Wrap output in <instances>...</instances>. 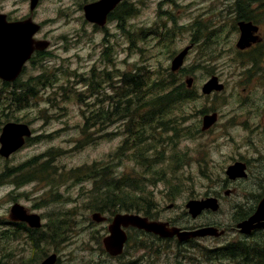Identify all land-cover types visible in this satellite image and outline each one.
<instances>
[{"label": "rangeland", "instance_id": "obj_1", "mask_svg": "<svg viewBox=\"0 0 264 264\" xmlns=\"http://www.w3.org/2000/svg\"><path fill=\"white\" fill-rule=\"evenodd\" d=\"M129 1L140 8L126 20V31L117 32L116 38L112 35L109 43L104 42L102 33L85 26L76 29L78 39H69L74 23L65 16L55 18L50 25L56 27V39L43 57V64L28 66L19 81L23 85L31 84L33 81L29 78L48 75V82L36 87V97L28 106H10V90H5L0 83V128L6 122H20L28 124L32 133L15 154L5 160L0 156V173L13 170L18 175L25 174L24 168L17 171L18 166L34 157H38L37 164L49 160L53 169L49 171L54 173L47 182L30 180L15 186L13 177L0 181V234L7 228L4 223L8 222L10 207L18 203L38 214L42 224L61 221L65 224L62 230L69 236L66 242L57 241L50 247H41L42 251H35L26 233L7 231L9 238L0 239V264H39L44 254L52 252L59 254L60 264H228L217 259L218 256L215 259L206 255L210 249L225 245L229 237L230 241L241 238L236 231L232 232L235 219L248 210L244 202L253 200L248 196L264 187V10L258 13L259 0L251 4V10L257 9L253 14L263 19L256 22L260 25L261 40L241 52L235 46L239 37L235 0H171L172 3L169 1L161 8L157 7L160 0ZM17 4L24 3L0 0V12L12 10ZM58 9L54 1H45L41 7L42 19L54 17ZM59 14L70 15L71 11ZM195 21L198 24L194 27ZM62 36L67 38L64 43ZM195 39L196 45H191ZM186 46H192L183 64L189 73L180 79L193 78V89L198 96L185 103L187 117L181 127L189 128L192 135L186 136L185 131L181 139L176 138L173 148L167 143V134L161 143L152 145V150V146L146 147L150 150L146 154L149 159H153L154 149L158 151L149 169L136 163L133 147L127 146L123 158H108L126 138L119 132L118 122L99 133L89 131L92 142L83 140L81 127L93 108L90 102L98 105L94 93L98 89H87V78L92 71L110 74V81L105 79L99 83L100 94L110 93L117 82L115 70L125 72L136 66L159 71L169 69L172 57ZM251 55L257 57L255 65L251 63ZM213 75L224 83L225 90L203 96L201 87ZM91 92L94 94L90 95ZM80 93L81 102L78 101ZM213 112L219 115L218 123L202 133V117ZM173 152L179 157L184 153L181 162L170 161ZM238 160L252 164L251 177L227 183L224 171ZM96 161L102 167L111 166L114 177L139 179L143 184V178L148 180L141 197L150 200L149 211L154 220L170 221L186 229L207 225L226 228L228 236L218 241L199 238L190 247L179 249L174 241L156 240L130 231L125 254L120 260L110 258L101 243L107 223L96 224L91 220L94 213H100L96 211L100 204L93 201L94 183L85 176L76 179L69 173L82 167L88 169ZM221 190L234 192L224 196ZM216 195L221 197L217 212L207 211L196 219L191 218L185 208L188 201Z\"/></svg>", "mask_w": 264, "mask_h": 264}, {"label": "trees", "instance_id": "obj_2", "mask_svg": "<svg viewBox=\"0 0 264 264\" xmlns=\"http://www.w3.org/2000/svg\"><path fill=\"white\" fill-rule=\"evenodd\" d=\"M239 1L240 0H235L236 10L234 11V16L236 23L244 21L253 22L255 24L257 19L263 21L262 17H257L253 14L257 12V9H250L251 4L255 0H242L241 3ZM259 3L258 13H261L262 9L264 10V2H260L259 0ZM262 23H264V21ZM262 55L263 54L260 56ZM243 56L244 59H248L246 55H242V57ZM250 58H253L251 59V63L255 65L257 63V57L251 55ZM187 73L189 72H187L185 68L180 69L177 73H172L169 69L159 71L145 66H136L130 71L117 72L115 77L117 82L113 84L112 91L110 93L104 92L100 94L99 92H101V89L99 83L105 79L110 81V74L105 73L104 76L92 71L91 76L87 78V89L88 91L98 89L94 92L96 96L95 101L98 105L94 104V102H90L93 108L88 111V117H85V123L83 127H81L83 140L92 142L93 136L92 134H88L89 131H96L99 133L103 130H108L107 127L110 124L118 122L121 124L118 130L120 133H123L126 138L123 144L117 147L116 151L108 158H123L127 146L133 147V158L136 163L145 169H149L150 162L157 159L158 151L154 149L153 159L147 158L146 154L153 149L152 145L161 143V139L164 135H169L167 143L172 145V148L176 144L174 142L177 141L176 138L179 137V139H181V134H184L185 131H187L185 133L186 136L192 135V133L188 131L189 128L181 127L184 123L183 121H185L187 117L183 108L185 103H188L193 100L195 96L196 98L198 96L193 88L187 89L184 81L180 79L181 75ZM47 82L48 75H42V77L35 79L31 84L23 85L21 82H16V89H22L21 91L15 89L10 90L6 86L5 90H10V106H28L30 100L36 97L35 87L39 85L45 86ZM94 93L91 92L90 95ZM81 97L82 94H78V101L80 102L82 101ZM7 98L8 97H6V99ZM104 101L107 102L105 105H102ZM197 132L198 131L195 133ZM105 135H108V133L106 132ZM149 146H152L150 150L146 148ZM183 157L184 153L179 157L177 152H173L172 156H170V161H175V164H177L182 161ZM37 158L38 157H34L18 166L19 168H17V171L24 168L25 174L18 175L16 174L17 172H12L13 170L11 171V169H8L11 173H3L2 171L0 173V181H4V178L13 177L12 183H14L15 186L29 183L30 180L47 182L49 180L48 177L54 175V173L49 171L53 170L50 161L45 160L41 164H37ZM69 173L73 178L77 179L80 176H85L93 181L95 190L93 201L96 204H100L96 206V211L108 213L111 216L119 212H135L149 219H153L149 211L151 207L150 200L147 199L145 201L141 197L147 186L146 183H148L146 178H143L145 180L143 184L142 180L139 179L132 180L131 178L114 177L111 166L102 167L99 161L93 162L91 166H88V169L82 167L70 170ZM154 175L157 174L155 173ZM244 214L245 212L239 215L235 220L245 218ZM63 225L65 226L61 221H51L43 226L45 230H28L26 228V230H28V239L32 243L35 251H42L43 248L41 247H50L57 241L59 243L66 242L69 236L66 232L64 233L65 228ZM20 229L23 230L22 228ZM66 230H68L69 233V225ZM130 231L138 235L149 236L143 232L130 229L128 231V240L130 239ZM8 238L9 234H7V230L4 229L0 234V239L3 240ZM190 245L191 242L185 246H179L178 248L190 247ZM247 249H249V247L244 245L230 246V248L225 246L220 249L219 255H213V252H210L211 254L206 256L210 258L212 256L214 258L218 256L217 259L219 260L226 262L234 261L235 264H262L263 261L259 255L249 257L247 253L243 252ZM250 259L251 261L249 262ZM128 264L136 263L130 262Z\"/></svg>", "mask_w": 264, "mask_h": 264}, {"label": "water", "instance_id": "obj_3", "mask_svg": "<svg viewBox=\"0 0 264 264\" xmlns=\"http://www.w3.org/2000/svg\"><path fill=\"white\" fill-rule=\"evenodd\" d=\"M118 1L119 0H105L86 7V18L91 22L102 24L105 13ZM37 2V0H31V9L35 8ZM2 18L3 16H0V78L11 82L14 81L16 75H18L20 71L19 67L24 63V58L21 56L24 55L27 49H30V46L23 37L24 24H6ZM238 27L240 29V37L236 46L239 49H245L249 46L250 42L255 41L251 35L257 31V28L253 27L250 23H239ZM46 47L47 45L42 47L41 50L46 49ZM190 48L191 47L184 48L173 58L170 65L171 72L174 73L180 70ZM185 83L187 88H191L193 79L186 78ZM223 89L224 85L219 82L216 76H212L201 87V93L203 95H210L213 92H221ZM216 121L217 113L205 115L202 118L201 130L206 131L210 129ZM29 136L30 131L26 125L7 123L3 126L0 134V156L8 158L12 153L23 146L24 137ZM245 170L246 167L244 164L234 163L227 168L225 175L231 181L244 179L247 176ZM185 208L191 218L195 219L204 211L217 212L219 205L215 198L208 197L202 200H190L185 205ZM11 216L16 220L27 223L31 228H39L41 226L40 217L38 215H28L25 209L20 205H14L11 208ZM91 218L96 223L106 221V218L100 213L93 214ZM128 228H134L164 239L176 237L180 243L194 238L217 237L221 234V232H218L216 228L211 226L196 230H182L177 227H169L167 223L160 221H150L137 214H116L108 225V234L102 239L103 247L110 256L117 257L123 253L127 241L125 229ZM236 228L241 234H248L255 229H264V198L258 203L253 215L249 217V219L238 223ZM55 260L56 256L51 255L41 264H54Z\"/></svg>", "mask_w": 264, "mask_h": 264}, {"label": "flooded vegetation", "instance_id": "obj_4", "mask_svg": "<svg viewBox=\"0 0 264 264\" xmlns=\"http://www.w3.org/2000/svg\"><path fill=\"white\" fill-rule=\"evenodd\" d=\"M5 1L9 2L10 0H5ZM13 1L18 2L19 0H13ZM21 1L24 3L23 5L17 4V5H15V7H13L12 10H3L2 12H0V16H3L2 19L5 21L6 24H13V23L24 24L23 25L24 26V32H23L24 36L23 37L26 40L27 44L30 46V49H27V51L24 53L23 56L20 55L22 58H24V63L21 65V67H19L20 71L18 69L19 73H18V75H16L14 81L9 82V83L8 82L4 83L8 88H10V90L15 89V90H19V91H21L22 89H16L17 85H15V83L21 81L20 78L22 77L23 73L26 71L28 66H31V65L35 66V65H37V63H40V65H42L43 64L42 63L43 57L48 52L47 50L49 48H51V46H53V44H54V40L56 39V37H55L56 27L52 26L50 24L53 21H55V18L58 19L60 16H65V17L71 19L72 22L74 23V25H73V27H74L73 31L74 32H73V34L68 36L69 39H72V40L78 39V37L75 36L76 29L85 26V27H88L89 29H91L95 32L102 33L104 42L109 43L112 35L114 38H116L117 32L119 33L120 30H122L123 32L126 31V29H127L125 27L126 20L128 18L136 15V13L138 12V10L140 8L139 6H137V4H135L134 1L130 2L129 0H119L117 3H115V5L109 11H107V12L105 11L106 13L104 12L105 15L103 17V21H102V24H100L97 22H91L86 18L85 8L88 6L100 3V2L105 1V0H37L38 1L37 5L33 9H31V0H21ZM45 1H54V4L56 5V7L59 8L58 10H56L57 14L54 17H47V18L45 17V19H42L41 7L45 3ZM160 1H159L160 3L157 4V7H159V8H161L165 4H169V1H170V3H172L171 0H160ZM65 10H70L71 14L70 15L69 14H63V15L59 14L58 15V12L62 13ZM105 10H107V9H105ZM162 12L165 13L166 11L163 10ZM197 24H198V21H195L194 27L197 26ZM257 27H258V31H257V33L254 34V37H256V43L251 45V47H249V48H252L255 44H258V42L261 40V38H260V36H261L260 25L259 26L257 25ZM112 32H114V33H112ZM128 35H129V33H128ZM130 37L132 40V38H133L132 34L130 35ZM60 39L64 43V40L67 38L62 36V37H60ZM129 43L132 44V42L130 40H129ZM196 43H197V41L195 39V40H193V42H191V45L192 44L196 45ZM7 45H8V43H7ZM45 45H47V47H46L47 49L41 50L42 47H44ZM55 46H57V47L59 46V44L56 41H55ZM115 71H116V73L117 72L120 73L118 70H115ZM40 77H42L41 74H39L38 76L29 78V81H35V79H38ZM0 83H2V82H0ZM35 89H36V87H35ZM35 92H36V90H35ZM235 162H240V163H243L245 165L246 173H247L246 180H248L251 177V168L253 167L252 164L247 160L246 161H239L238 160V161H234L232 163H235ZM228 166H230V165H228ZM222 191L223 190H221V192ZM257 191H258V193H254L251 196H248L249 200H251V199H253V200H251L250 202H247V201L244 202L245 203L244 205L249 206L247 208L248 210L244 214L245 215L244 219H246V220L249 219V217H251L253 215L258 203L260 202V200L262 198H264V187L261 188V186H260L259 188H257ZM260 191H261V193H260ZM228 194L230 195V190L223 191L224 196H227ZM215 197L220 202V199H221L220 195H216ZM15 204H17V203H15ZM15 204L13 203V205H15ZM26 211H27V213H32V212H29L27 209H26ZM235 222L238 223L239 221L235 220ZM164 223H168V225L170 227H173V225H174L170 221H165ZM236 223L234 225V228H232V232L234 233L236 231L237 235L240 236L241 238H237L236 240L230 241V237H229L227 240L224 241L225 245H223L220 248H218L219 246L212 248L209 251L213 252V250H215L217 248L215 250V252L219 253L220 249L225 247V246L230 248V246L234 247L235 245H238V246L244 245V246L249 247V249H247L243 252L247 253L249 257L259 255L262 258V261H263L262 264H264V229H255L248 234L242 235V234L238 233V231L236 229ZM6 227H7L6 230L12 234H15L17 231L22 232V233H28V230H30L28 228H27L28 230H26V224L25 223L19 222L18 220H16L15 218H13L11 216L10 209L8 212V222L6 223ZM175 227H177V226H175ZM20 228H22L23 230H21ZM40 230H43V226L40 228ZM219 230H221V234L217 237H213L212 239H216V241H218L219 239H224L228 236L229 231H227L226 228L219 229ZM162 241H174L177 243V247H179V246H185V245L189 244V242H193L194 239H190V240L185 241L183 243H178V240L176 237L169 238V239H162ZM52 254H54L56 256L55 264H60L59 254L54 253V252L49 253V254H44L42 256L41 260L39 261V263L42 260H44L46 257H48L49 255H52ZM120 259L121 258L117 257L115 260H120ZM250 261H251V259L249 260V262ZM227 263L228 264H235L234 261H230Z\"/></svg>", "mask_w": 264, "mask_h": 264}]
</instances>
